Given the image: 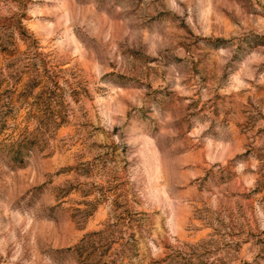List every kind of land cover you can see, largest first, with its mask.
I'll return each instance as SVG.
<instances>
[{
	"label": "rangeland",
	"instance_id": "obj_1",
	"mask_svg": "<svg viewBox=\"0 0 264 264\" xmlns=\"http://www.w3.org/2000/svg\"><path fill=\"white\" fill-rule=\"evenodd\" d=\"M0 264H264V0H0Z\"/></svg>",
	"mask_w": 264,
	"mask_h": 264
}]
</instances>
